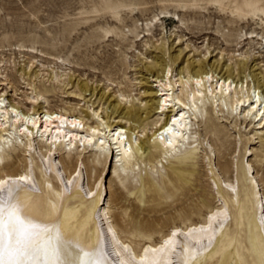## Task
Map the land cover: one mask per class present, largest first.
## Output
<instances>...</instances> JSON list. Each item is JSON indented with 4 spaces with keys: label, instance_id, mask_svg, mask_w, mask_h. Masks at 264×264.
Segmentation results:
<instances>
[{
    "label": "rangeland",
    "instance_id": "rangeland-1",
    "mask_svg": "<svg viewBox=\"0 0 264 264\" xmlns=\"http://www.w3.org/2000/svg\"><path fill=\"white\" fill-rule=\"evenodd\" d=\"M165 15L172 18L147 31V24ZM250 33L258 38L247 39ZM179 51L184 60L245 64L246 75H264V0H0V82L7 77L14 91L2 86L0 90L5 88L8 103L22 108L32 107V80L38 90H51L44 105L52 111L82 113L98 105L96 96L86 105L80 102L83 98L68 94L76 91L78 82L112 96L119 86L140 103L144 88L138 83L147 78L145 66L157 58L172 64L171 56ZM54 58H61V63ZM52 70L64 77L53 81ZM29 71L31 80L25 74ZM214 104L211 96L200 103L191 145L164 158V167H150L147 156L136 151L142 169L130 173L129 179L119 181L113 169L106 173L112 216L121 235L140 249L159 240L170 226L203 219L220 197L232 220L220 228L216 257L207 264H221L229 251L241 264H259L264 253L259 227L264 129L252 119L244 123L236 114L231 119L225 103L218 109ZM147 144L152 154L161 155L153 141ZM91 154L86 155V183L93 184L104 164ZM23 158L18 149L7 151L0 171L22 172ZM61 161L72 171L77 157L64 156ZM36 171L42 183L37 165ZM224 180H237L238 191L228 192Z\"/></svg>",
    "mask_w": 264,
    "mask_h": 264
},
{
    "label": "bare ground",
    "instance_id": "bare-ground-1",
    "mask_svg": "<svg viewBox=\"0 0 264 264\" xmlns=\"http://www.w3.org/2000/svg\"><path fill=\"white\" fill-rule=\"evenodd\" d=\"M166 18L172 16L156 17L147 24V31ZM254 38L258 35L247 37ZM160 52L166 55L164 48ZM153 62L145 66V82L138 83L144 88L142 99H137L140 103L131 100V91L119 86L112 96L78 82L76 91L68 94L83 98L80 102L86 101V105L96 96L98 105L93 103L82 113L67 108L52 111L45 106V94L51 90H38L32 80L28 84L33 90L28 97L32 107L27 109L8 103L5 88L0 90V160L7 151L18 149L25 161L22 172L0 171V264H207L216 257L220 228L228 227L232 220L220 197L203 219L170 226L159 240L137 249L115 224L104 176L113 169L122 181L141 170L136 151L147 156L150 167H164V158L191 145L189 135L199 105L209 96L217 109L226 104L231 119L235 114L244 123L252 119L263 130L264 75L255 71L246 75L245 64L184 60L181 51L171 56L172 64L160 58ZM53 73V81L64 77ZM25 74L33 78L30 71ZM0 86L14 91L7 77ZM148 141L155 143L161 155L152 154ZM88 153L104 164L93 184L86 183ZM73 155L76 165L67 171L61 159ZM223 182L228 192L238 191L237 180ZM259 227L264 236V200L260 202ZM220 261L241 264L230 251ZM259 264H264V253Z\"/></svg>",
    "mask_w": 264,
    "mask_h": 264
},
{
    "label": "snow or ice",
    "instance_id": "snow-or-ice-1",
    "mask_svg": "<svg viewBox=\"0 0 264 264\" xmlns=\"http://www.w3.org/2000/svg\"><path fill=\"white\" fill-rule=\"evenodd\" d=\"M20 179H22V180H23V179H25V178H24V177H21ZM33 190H36V189H35V188H33ZM173 235H176V234H175V233H173Z\"/></svg>",
    "mask_w": 264,
    "mask_h": 264
}]
</instances>
